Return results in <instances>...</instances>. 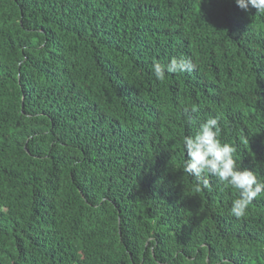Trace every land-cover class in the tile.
<instances>
[{
  "label": "trees",
  "instance_id": "16d2710c",
  "mask_svg": "<svg viewBox=\"0 0 264 264\" xmlns=\"http://www.w3.org/2000/svg\"><path fill=\"white\" fill-rule=\"evenodd\" d=\"M179 57L195 70L155 79ZM208 117L264 180L254 8L0 0V264H264V194L237 219L236 189L183 172Z\"/></svg>",
  "mask_w": 264,
  "mask_h": 264
},
{
  "label": "clouds",
  "instance_id": "9594fccd",
  "mask_svg": "<svg viewBox=\"0 0 264 264\" xmlns=\"http://www.w3.org/2000/svg\"><path fill=\"white\" fill-rule=\"evenodd\" d=\"M236 5L248 12L254 8L256 13L264 15V0H235ZM194 63L186 57L172 58L167 63L159 61L152 64V74L158 81H163L168 74L191 73ZM191 123V116L188 118ZM219 120L208 117L199 124L195 135L183 138L186 159L183 172L197 180L196 191L210 188L208 176H215L221 185L230 186L238 191L230 208V214L237 219L244 217L255 198L264 194V180L250 169L241 168L235 159L236 147L222 142Z\"/></svg>",
  "mask_w": 264,
  "mask_h": 264
}]
</instances>
